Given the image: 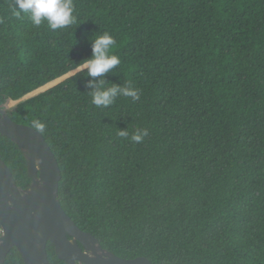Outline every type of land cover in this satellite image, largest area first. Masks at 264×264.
Masks as SVG:
<instances>
[{
  "label": "trees",
  "instance_id": "16d2710c",
  "mask_svg": "<svg viewBox=\"0 0 264 264\" xmlns=\"http://www.w3.org/2000/svg\"><path fill=\"white\" fill-rule=\"evenodd\" d=\"M51 30L0 0V106L82 66L109 32L121 63L106 86L140 99L91 104L80 70L6 111L42 132L64 211L122 258L154 264H264V0H73ZM23 16V14H22ZM147 128L141 143L117 136ZM19 188L24 157L0 134ZM51 264H67L46 244ZM3 264H24L13 247Z\"/></svg>",
  "mask_w": 264,
  "mask_h": 264
},
{
  "label": "water",
  "instance_id": "95a60500",
  "mask_svg": "<svg viewBox=\"0 0 264 264\" xmlns=\"http://www.w3.org/2000/svg\"><path fill=\"white\" fill-rule=\"evenodd\" d=\"M74 70L69 76L82 70V66ZM0 134L18 146L31 179L27 187L19 188L0 158V264L13 247L24 264H51L47 242L53 244L56 255L67 264H154L145 256L115 255L71 219L58 199L61 172L43 134L33 126L12 120L3 106Z\"/></svg>",
  "mask_w": 264,
  "mask_h": 264
},
{
  "label": "clouds",
  "instance_id": "9594fccd",
  "mask_svg": "<svg viewBox=\"0 0 264 264\" xmlns=\"http://www.w3.org/2000/svg\"><path fill=\"white\" fill-rule=\"evenodd\" d=\"M74 7L73 0H14L11 14L18 19L26 18L35 28L46 23L48 28L55 31L76 22ZM92 37L93 35L89 37L91 55L80 62L86 76L91 78L86 82V87L90 89L91 104L97 108H108L120 96L131 98L133 102L139 100L140 90L131 85L112 83L106 86L105 74L121 63L120 57L112 54L116 40L107 31ZM33 128L42 133L45 131V124L34 120ZM118 129L117 136L130 139L133 143H141L149 135L147 128H136L131 134L127 128Z\"/></svg>",
  "mask_w": 264,
  "mask_h": 264
},
{
  "label": "rangeland",
  "instance_id": "374dc122",
  "mask_svg": "<svg viewBox=\"0 0 264 264\" xmlns=\"http://www.w3.org/2000/svg\"><path fill=\"white\" fill-rule=\"evenodd\" d=\"M68 76H69V75H68ZM66 77H67V76H66ZM66 77H64V78H66ZM64 78H63V79H64ZM63 79H61V80H63ZM61 80H59V81L56 82L55 84H53V85H51V86H49V87H47V88H45V89H43V90H40V91L34 92V93H32V94H30V95L24 97V98L17 99V100H11V101H8V102L6 103V105H5L4 108H5V109L10 108V107H12V106H14V105H16V104H18V103L24 101V100H27V99H29V98H31V97H33V96H35V95H37V94L43 92V91L49 89L50 87H52V86L58 84L59 82H61Z\"/></svg>",
  "mask_w": 264,
  "mask_h": 264
},
{
  "label": "bare ground",
  "instance_id": "6f19581e",
  "mask_svg": "<svg viewBox=\"0 0 264 264\" xmlns=\"http://www.w3.org/2000/svg\"><path fill=\"white\" fill-rule=\"evenodd\" d=\"M74 71H75V70H72V71H70V72L64 74L63 76H60V77L56 78L55 80H52V81H50V82L44 84L43 86H41V87H39V88H37V89H35V90H33V91H31V92L25 94V95L22 96L21 98H24V97H26V96H28V95L34 93V92H37V91L43 90V89H45V88H47V87H49V86L55 84L56 82H58L59 80L63 79L64 77L70 75V74L73 73ZM21 98H20V99H21Z\"/></svg>",
  "mask_w": 264,
  "mask_h": 264
},
{
  "label": "flooded vegetation",
  "instance_id": "af4514ba",
  "mask_svg": "<svg viewBox=\"0 0 264 264\" xmlns=\"http://www.w3.org/2000/svg\"><path fill=\"white\" fill-rule=\"evenodd\" d=\"M68 238H70V236H68ZM80 245V244H79ZM81 246V245H80ZM82 250H83V248H82ZM47 253V252H46ZM49 261V260H48ZM77 263H78V261H76ZM67 263V262H66Z\"/></svg>",
  "mask_w": 264,
  "mask_h": 264
},
{
  "label": "built area",
  "instance_id": "2783aa9c",
  "mask_svg": "<svg viewBox=\"0 0 264 264\" xmlns=\"http://www.w3.org/2000/svg\"><path fill=\"white\" fill-rule=\"evenodd\" d=\"M0 233H1V228H0Z\"/></svg>",
  "mask_w": 264,
  "mask_h": 264
}]
</instances>
